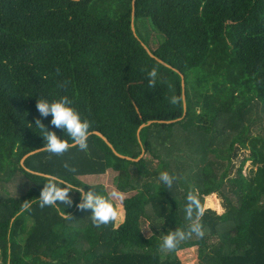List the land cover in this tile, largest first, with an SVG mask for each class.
I'll return each mask as SVG.
<instances>
[{"label":"trees","instance_id":"obj_1","mask_svg":"<svg viewBox=\"0 0 264 264\" xmlns=\"http://www.w3.org/2000/svg\"><path fill=\"white\" fill-rule=\"evenodd\" d=\"M144 19L163 36L159 44L145 42ZM61 96L116 150L137 157L144 148L142 157H120L91 132L86 152L37 151L23 163L105 196L104 185L84 178L111 171L125 195L123 222L94 227L75 192L70 207L34 203L45 176L25 171L19 158L44 145L36 119L68 139L36 109L38 97ZM261 115L264 0H133V15L131 0H0L1 264H183L176 252L194 246L195 264H264V124L251 131ZM240 148L248 153L233 166ZM161 171L176 177L171 188L159 183ZM189 191L202 205L217 195L223 210L205 208L202 239L161 251L164 235L187 228Z\"/></svg>","mask_w":264,"mask_h":264},{"label":"clouds","instance_id":"obj_2","mask_svg":"<svg viewBox=\"0 0 264 264\" xmlns=\"http://www.w3.org/2000/svg\"><path fill=\"white\" fill-rule=\"evenodd\" d=\"M147 83L149 88L156 86L158 70L153 67L146 70ZM64 82L61 87L67 85ZM163 83V81H162ZM72 100L68 96H61L59 99L49 100L43 97H38L36 100V109L41 117L47 118L51 116L50 124L62 130L68 139H61L54 131L49 130L41 121L35 120V126L39 129V135L43 137L44 145L37 151H44L55 156H63L71 148H77L80 151L88 150V138L91 134V122L87 119H82L80 113L73 108ZM170 103H179V97H170ZM70 141V142H69ZM68 172L76 173V167L65 161L62 165ZM45 183L36 198V203L41 209L45 207H57L63 205L70 207L73 205L70 193L79 194V203L76 207L79 210H91V223L94 227H101L109 223L117 221L123 222L122 212L117 208L114 201L121 202L124 196L117 189H113L107 196L98 194L93 187L85 191L83 187L78 186L59 176L46 175ZM176 177L170 175L167 171H161L158 176V181L166 188H171ZM31 207L29 200L24 201L22 208L27 210ZM205 207L202 205L197 191H189L186 195V206L184 208L185 219L188 221L186 229H175L169 231L162 237L160 244L161 251H174L181 242L189 240L194 235L202 239L205 235L204 227L201 223V218L205 214ZM60 215L72 219L65 211H61Z\"/></svg>","mask_w":264,"mask_h":264},{"label":"rangeland","instance_id":"obj_3","mask_svg":"<svg viewBox=\"0 0 264 264\" xmlns=\"http://www.w3.org/2000/svg\"><path fill=\"white\" fill-rule=\"evenodd\" d=\"M144 20L146 21V27L144 29L141 28L140 33L143 36V38H145V42L149 46H155L159 44L163 40V36L155 28H153V26L151 25L148 19H144ZM260 121L264 124V116L261 115V118L257 119V121L254 122V124L251 127L252 132H256V130L257 131L261 130L262 123ZM226 143H227L226 138H222L220 136L219 145L224 146ZM247 153H248L247 148H242V149L240 148L237 157L233 158V164H235L233 166H238L241 157L247 155ZM250 166H251L250 161L246 160L245 162L246 170H249ZM114 176H115L114 173L108 171L103 175L101 174L87 175L86 178H84V180L89 183H96V184L100 183L104 185L108 193H110L114 188L116 189L115 187L116 182ZM123 196L125 195L123 194ZM115 203L118 206L120 205V202L118 201H115ZM203 206L205 208H210L215 210L216 213H220L223 210L221 207L220 199L215 194L210 195L209 197H207V199H204ZM176 253L180 257L183 264H195L197 262V248L195 246L188 247L186 249H181ZM0 261H1V256H0Z\"/></svg>","mask_w":264,"mask_h":264},{"label":"water","instance_id":"obj_4","mask_svg":"<svg viewBox=\"0 0 264 264\" xmlns=\"http://www.w3.org/2000/svg\"><path fill=\"white\" fill-rule=\"evenodd\" d=\"M131 15H133V0H131ZM131 30H133L132 25H131ZM141 43H142V45L145 47L146 51L148 52V54H149L150 56L154 57V58L157 59L159 62H161V63H163V64H165V65H167V66H169V67H173L170 63L164 61L162 58H160V57L157 56L154 52H152V51L150 50V48H149L148 46H146V44H144L142 41H141ZM181 87H182L183 108H184V110H185V108H186V102H185V100H184V97H185V96H184V77H183L182 73H181ZM179 118H180V117H179ZM175 119H177V118H175ZM175 119H172V120H175ZM155 120H156V119H149V120H147L146 122H142L140 125H138V127H137V131H138V129H140L143 125L148 124V123H150V122H152V121H155ZM165 121H171V120L168 119V120H165ZM91 132L98 134V135H99V136H100V137H101V138L107 143V145L112 149V151H113L115 154H117L118 156H120V157L127 158V159H131V160H137L138 158H141L142 155H143V153H144V148H142V149H141V154L138 155L137 157H132V156H130V155H128V154H123V153H121V152H119L118 150L115 149V147L113 146V144L111 143V141H110V140L107 138V136L104 135L101 131H99V130H97V129H94V130H92ZM137 136H138V132H137ZM138 140H140V138H138ZM42 147H43V146H40V147L33 148V149L29 150V151H26V152H25V153L19 158V163H20V165L24 168V170L27 171V172H29V173L36 174V175H40V176H46V175L54 176V175H51V174H46V173H42V172H38V171L30 170V168L26 167V166L24 165V163H23V159H24L25 156L30 155V154H32V153H34V152H37V150L40 149V148H42Z\"/></svg>","mask_w":264,"mask_h":264},{"label":"crops","instance_id":"obj_5","mask_svg":"<svg viewBox=\"0 0 264 264\" xmlns=\"http://www.w3.org/2000/svg\"><path fill=\"white\" fill-rule=\"evenodd\" d=\"M117 206V208L122 212V215H123V209H122V205H121V203H120V205L118 206V205H116ZM0 263H1V261H0Z\"/></svg>","mask_w":264,"mask_h":264},{"label":"built area","instance_id":"obj_6","mask_svg":"<svg viewBox=\"0 0 264 264\" xmlns=\"http://www.w3.org/2000/svg\"><path fill=\"white\" fill-rule=\"evenodd\" d=\"M29 264H36V263H32V262H31V263H29Z\"/></svg>","mask_w":264,"mask_h":264}]
</instances>
